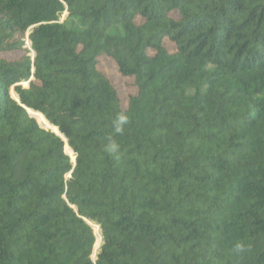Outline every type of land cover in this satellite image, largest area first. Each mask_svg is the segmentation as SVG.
I'll return each mask as SVG.
<instances>
[{
    "label": "trees",
    "instance_id": "1",
    "mask_svg": "<svg viewBox=\"0 0 264 264\" xmlns=\"http://www.w3.org/2000/svg\"><path fill=\"white\" fill-rule=\"evenodd\" d=\"M0 264H264V0H0Z\"/></svg>",
    "mask_w": 264,
    "mask_h": 264
},
{
    "label": "rangeland",
    "instance_id": "2",
    "mask_svg": "<svg viewBox=\"0 0 264 264\" xmlns=\"http://www.w3.org/2000/svg\"><path fill=\"white\" fill-rule=\"evenodd\" d=\"M67 17V13H63L60 17V22L64 21L65 18ZM68 24H72L71 21H68ZM26 46L29 48V42L27 41ZM19 54H12L8 55L10 58L16 57ZM99 68L107 74L112 81L115 83L116 87L118 88L119 95L123 101H126L127 97L129 94H132L135 92V88L131 85L132 80L128 78H123L120 76L118 73L117 67L115 63L110 59V58H101L100 63H99ZM51 129V128H48ZM52 130V129H51ZM66 150V148H65ZM67 151V150H66ZM69 155L72 157V154L69 153ZM73 159V157H72ZM94 234L96 236V242L93 247V254L92 258H95L96 253L98 252L99 246L101 244V238H100V232L98 227L92 224ZM99 238V239H98Z\"/></svg>",
    "mask_w": 264,
    "mask_h": 264
},
{
    "label": "clouds",
    "instance_id": "3",
    "mask_svg": "<svg viewBox=\"0 0 264 264\" xmlns=\"http://www.w3.org/2000/svg\"><path fill=\"white\" fill-rule=\"evenodd\" d=\"M130 123V119L125 112H118L112 121L113 132L115 135H123L125 125ZM107 143L104 144V151H106L114 159L119 160V145L113 138L112 134H109L106 138ZM252 251L251 245H245L242 241H237L232 252L237 256H243L244 253H250Z\"/></svg>",
    "mask_w": 264,
    "mask_h": 264
},
{
    "label": "water",
    "instance_id": "4",
    "mask_svg": "<svg viewBox=\"0 0 264 264\" xmlns=\"http://www.w3.org/2000/svg\"><path fill=\"white\" fill-rule=\"evenodd\" d=\"M26 85V84H25ZM53 131V130H52ZM54 132V131H53ZM55 134H57L58 136H60V137H62L60 134H58V133H56V132H54Z\"/></svg>",
    "mask_w": 264,
    "mask_h": 264
},
{
    "label": "bare ground",
    "instance_id": "5",
    "mask_svg": "<svg viewBox=\"0 0 264 264\" xmlns=\"http://www.w3.org/2000/svg\"><path fill=\"white\" fill-rule=\"evenodd\" d=\"M96 226V225H95ZM97 227V226H96ZM99 239V238H98Z\"/></svg>",
    "mask_w": 264,
    "mask_h": 264
}]
</instances>
